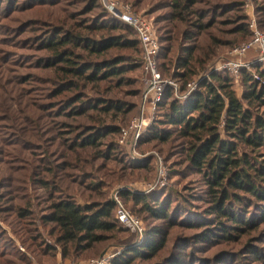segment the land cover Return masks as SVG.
<instances>
[{"label":"rangeland","instance_id":"obj_1","mask_svg":"<svg viewBox=\"0 0 264 264\" xmlns=\"http://www.w3.org/2000/svg\"><path fill=\"white\" fill-rule=\"evenodd\" d=\"M119 1L151 24L163 45L160 63L166 55L175 62L188 45L197 47L195 56L201 63L190 83L197 87L219 71L216 65L248 41L255 29L264 32V0H195L187 11L180 12L182 16L176 15L177 0ZM103 6L102 0H0V264L93 263L105 255L112 264L129 247L127 242L141 246L145 234L140 239L123 226L92 248L63 247L57 242L59 230L47 219L53 201L71 196L84 205L110 200L114 193L137 196L133 200L122 195L120 199L145 231L160 227L168 233L167 245L157 257L136 264H168L178 253L183 255L181 264H264L261 202L236 192L243 203L238 211L242 220L255 219L257 226L229 231L231 238H223L215 228L218 221L227 222L210 215L206 180L187 164L185 142L138 144L140 139L135 141L132 133L124 136L139 113L144 79L141 68L133 69L136 54L130 46L136 38L132 32L96 28L98 23L114 24ZM196 23L205 24L204 28L199 29ZM63 31L98 43L106 37L119 39L121 44L103 55L77 53L89 63L122 59L127 67L124 84L120 78H110L80 82L79 90L62 91L60 82L66 78L49 66L53 61L46 45ZM187 32L195 39H185ZM125 43L130 46H122ZM260 65L244 70L257 76L255 67ZM241 76L232 77L239 96L245 89ZM77 91L85 104L70 101ZM105 103L123 111L106 112L101 107ZM92 133L99 137L94 145H87ZM153 155L165 160L169 185L150 196V205L159 207L154 200L166 205L167 222L144 210L142 198L147 195L142 189L155 180L145 159ZM206 234L210 240L197 242Z\"/></svg>","mask_w":264,"mask_h":264},{"label":"trees","instance_id":"obj_2","mask_svg":"<svg viewBox=\"0 0 264 264\" xmlns=\"http://www.w3.org/2000/svg\"><path fill=\"white\" fill-rule=\"evenodd\" d=\"M192 2L195 0L174 2V6L178 10L176 15L182 16L183 13L180 12L187 11ZM104 9L106 10L105 7ZM105 12L107 18L112 19L114 24L105 26L98 23L96 28L112 31L122 29L132 32L136 38L133 44L130 46L125 43L122 46H130L134 50L136 59L133 69L141 68L144 79L143 50L138 33L107 10ZM204 25L202 23L195 24L199 29H203ZM253 37L254 34L244 43L251 41ZM185 39L194 40L195 35L187 32ZM120 44L121 41L117 38L106 37L98 43L88 37L74 34V32L63 31L55 34L54 38L48 41L46 49L51 53L53 61V64H49V66L57 69L58 73L66 78L60 82L63 85L61 90L67 91L74 88L79 90L83 86L80 82L94 83L110 78H120L119 81L123 85L124 79L122 78L127 74V67L123 65L122 59L109 58L100 63H89L86 56L77 53V50H82L91 56L103 55L110 48ZM162 50L163 45L160 42L157 58L159 70L163 79L172 80L177 89L172 86L165 89L161 102L157 105L155 117L138 144L183 140L186 144L187 164L206 180L211 205L210 215H214L216 219H225L227 222L218 221L215 230H219L223 238L227 239L231 238V236H227L229 231L235 232L245 228L251 230L257 226L256 220H242L238 211L243 203L236 192L245 193L261 202V221L264 222V84H262L264 65L255 67V71L259 75L258 80L255 79L252 72L242 71L241 77L244 80L245 89L241 96L234 89L232 76L227 72L217 71L204 79L187 100H181L178 95L188 92L192 77L197 74V68L201 63L195 56L197 47L188 45L185 47L184 55L177 58L175 62L166 55L163 57V63H160ZM171 51L172 49L169 50V52ZM257 56L258 54L252 51L247 60ZM133 69H129V71L131 72ZM171 70H173L172 74H170ZM144 91L143 81L139 107L143 102ZM73 96L74 98L70 100L73 104L86 103L80 102L79 91L75 92ZM101 107L106 112L114 109L123 111L122 108L118 109L112 103H105ZM132 108L134 107L132 106L130 110ZM73 109L76 108L73 107ZM74 112L77 111L74 110ZM162 113V117L157 119L156 117H160ZM98 137V133H92L87 145H94ZM84 145L86 146V143ZM145 162L153 169V179H155V158L145 159ZM162 190L164 189L153 193ZM153 193L142 198L144 210L155 216L157 220L167 222L170 219L168 207L155 200L154 204L159 207L152 209L150 205L152 200L149 198ZM122 195H129L133 200L137 199L135 194L121 193V199ZM49 210L47 219L57 226L59 230L57 242L63 247L76 244L83 248H92L94 245L104 242L107 234L118 232L122 227L116 218V205L112 199L90 201L81 205L71 196H66L53 201ZM213 237L219 238V236ZM145 238L146 241L141 246L133 247L132 242H127L129 247L124 249L112 261V264H136L138 260L154 259L167 245L168 233L164 228L155 227L145 231ZM205 240H210L209 234L199 237L197 242ZM63 256L65 257V253ZM182 256V253L173 254L168 259V264H181ZM203 263L208 264L207 261Z\"/></svg>","mask_w":264,"mask_h":264},{"label":"built area","instance_id":"obj_3","mask_svg":"<svg viewBox=\"0 0 264 264\" xmlns=\"http://www.w3.org/2000/svg\"><path fill=\"white\" fill-rule=\"evenodd\" d=\"M102 2L111 15L136 30L141 41L145 75L143 80L145 84L143 102L138 115L131 122L129 131H124L125 137L129 133H132L133 138L137 141L153 121L157 105L161 102L165 89L168 86L177 89V86L172 80L163 79L161 75L157 60L159 41L151 24L146 19L135 15L130 7L124 6L119 0H102ZM253 34L254 37L251 41L232 49L229 52L227 60L219 62L216 65V70L227 72L232 77L239 79L244 69L254 67L258 63L264 65V33L255 29ZM252 51L256 52L258 56L251 61L247 60L249 53ZM258 76H254L255 79L258 80ZM262 84H264L263 80ZM196 88V84L190 85L187 93L178 95L179 99L187 100ZM153 156L156 163V178L151 184L143 187L142 191L146 195L164 189L169 185L168 171L164 160L159 155ZM111 199L116 205V218L118 222L123 227L131 230L138 238H143L145 229L140 219L126 208L118 193H114ZM109 258L108 255H105L93 263L59 262L57 264H108Z\"/></svg>","mask_w":264,"mask_h":264}]
</instances>
